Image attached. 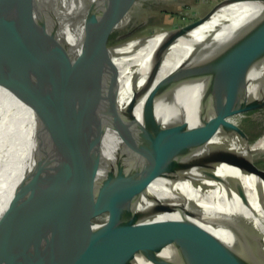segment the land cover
<instances>
[{
  "label": "water",
  "instance_id": "1",
  "mask_svg": "<svg viewBox=\"0 0 264 264\" xmlns=\"http://www.w3.org/2000/svg\"><path fill=\"white\" fill-rule=\"evenodd\" d=\"M16 1L7 0L0 14V81L27 100L37 114L43 84L53 82L56 77L51 76L57 70L74 67L78 61L73 57V63L62 65L70 55L60 58L58 51L69 50L71 39L84 36L81 51L91 55L90 66L105 63L111 51L106 46L108 36L117 28L118 18L126 16L128 7L137 0H72L70 9L53 10L37 26L34 22L49 0L35 1L34 12L11 21ZM239 2L264 5V0L219 2L197 21L165 31L173 34L162 42L154 62L165 46L182 36L174 31L190 32L212 18L223 4ZM121 3L113 19L105 21V16ZM25 28H29V34L21 35ZM256 57L264 58V27ZM55 59L57 66L51 73ZM80 69L81 65L75 70L77 75L60 84L59 89L76 82ZM87 86L100 90V100L93 98L50 124L38 134L33 151L29 141L25 154H21L23 160L26 154L29 157L25 165H16L18 142L14 137L0 141V190L10 187L9 200L0 214V264H264V170L254 161L246 131L228 120L232 114L264 107V82L250 87L245 81L207 73L181 75L132 99L105 122H95L94 118L115 87H110L109 81ZM7 113H0V128L8 124ZM71 132L73 136L64 138ZM134 141L154 143L143 161L128 158L131 151L142 154L132 144ZM205 145L229 157L233 223L228 224L238 249L218 240L212 252L200 261H171L158 255L163 242L149 233L114 231L113 225H102L88 217L86 210L94 201L118 192L128 193V189L144 182L148 172H177L179 169L173 165L177 154ZM118 150L114 156L118 167L99 176V165ZM11 174L17 176L12 185L7 179ZM244 179L251 182L254 199ZM140 242L154 247L140 248Z\"/></svg>",
  "mask_w": 264,
  "mask_h": 264
},
{
  "label": "bare ground",
  "instance_id": "2",
  "mask_svg": "<svg viewBox=\"0 0 264 264\" xmlns=\"http://www.w3.org/2000/svg\"><path fill=\"white\" fill-rule=\"evenodd\" d=\"M6 3L7 0H0L1 16ZM72 3V0L48 1L34 26L48 18L55 9H70ZM117 7L108 13L111 18L118 13ZM263 27L264 5L239 2L223 4L212 18L190 32L174 31L182 36L173 44L165 46L155 62L154 56L162 42L173 33H155L118 47L108 53L110 55L105 63L92 67L89 53L61 49L58 51L60 58L74 52L72 56L78 59L77 63H81L57 70L51 76L56 77L53 82L48 80L43 84L37 114L27 100L15 95L0 81V113L8 112V124L0 128V138L3 136L0 141L14 137V142H18L16 165L20 166L22 162V166L25 165L29 157L26 154L23 160L21 154H25L29 141L33 144V151L38 134L50 124L93 98L100 100V90L87 86L90 83L109 81V86L115 87L108 102L97 112L95 122H105L132 99L146 95L159 84L185 74L207 73L230 81H245L250 87L262 86L264 58L258 60L256 52ZM20 34H29V28L23 29ZM55 61L51 73L57 66ZM80 65L79 79L66 89H59L60 84L77 75L75 70ZM142 104H139L138 111ZM73 135L74 132H71L64 138ZM132 144L142 154H134L130 150L132 147H125L131 151L128 152V158L138 157L140 161L154 146L153 142L146 141H134ZM211 149L212 146L205 145L181 151L173 164L179 169L177 172L159 170L146 173L144 182L128 189V193L118 192L108 199L94 201L86 210L89 217L91 215L102 225H113L114 231L134 229L149 233L163 242L158 255L171 261H200L212 252L218 240L233 250L238 249V241L228 224L233 223L230 190L232 168L225 152ZM252 149L264 151V136L256 141ZM119 150L109 153L99 165V176L118 167L114 156ZM16 177L11 174L7 178L10 185ZM243 184L251 199H254L251 182L244 179ZM9 188L7 186L3 191L0 190V214L9 200ZM172 233H182V236ZM137 245L144 249L154 247L148 242Z\"/></svg>",
  "mask_w": 264,
  "mask_h": 264
},
{
  "label": "rangeland",
  "instance_id": "3",
  "mask_svg": "<svg viewBox=\"0 0 264 264\" xmlns=\"http://www.w3.org/2000/svg\"><path fill=\"white\" fill-rule=\"evenodd\" d=\"M35 1L37 0H17L11 14V21H19L34 12ZM50 1V0H49ZM223 0H140L133 1L128 7L129 13L118 18L117 28L112 31L106 40V46L113 51L135 40L144 39L155 33L165 32L189 25L199 18L205 16L216 4ZM124 3V2H123ZM120 4V7L123 5ZM119 7V8H120ZM118 8V12H119ZM64 8H58L63 10ZM110 13V12H109ZM109 14L105 16V21L111 20ZM102 26H104V21ZM91 34V33H90ZM84 36H76L70 40L71 50L80 51ZM73 53L69 54L66 62L73 63ZM75 58V57H74ZM228 120L242 127L252 141L254 146L256 141L264 136V107L254 111L235 113L228 117ZM262 152V153H261ZM256 153V154H255ZM254 161L257 166L264 170V151H253ZM87 216V215H86ZM89 217V216H88ZM90 218L94 219L91 215Z\"/></svg>",
  "mask_w": 264,
  "mask_h": 264
}]
</instances>
